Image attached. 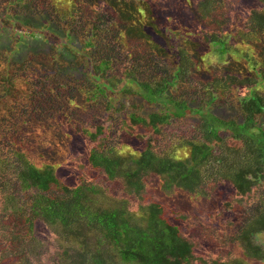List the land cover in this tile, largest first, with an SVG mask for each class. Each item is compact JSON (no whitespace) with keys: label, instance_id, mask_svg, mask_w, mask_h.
Masks as SVG:
<instances>
[{"label":"trees","instance_id":"1","mask_svg":"<svg viewBox=\"0 0 264 264\" xmlns=\"http://www.w3.org/2000/svg\"><path fill=\"white\" fill-rule=\"evenodd\" d=\"M213 1L47 0L52 50L22 60L2 41L0 199L26 235L59 231L55 264H264V55L230 57L232 35L202 34ZM135 39L140 56L123 50ZM45 147L81 154L69 176L42 164Z\"/></svg>","mask_w":264,"mask_h":264},{"label":"rangeland","instance_id":"2","mask_svg":"<svg viewBox=\"0 0 264 264\" xmlns=\"http://www.w3.org/2000/svg\"><path fill=\"white\" fill-rule=\"evenodd\" d=\"M222 2V5H220V0H214L212 2V4L217 7V9L213 13L207 14L206 17L201 20L200 30L203 31L202 34L212 32L222 33L224 36L232 35L226 44V48L229 50L228 56L230 57H236L234 53H236V55L238 53L241 54L239 52L241 51V48L247 55L250 54L254 57L263 56L264 33L253 27L255 25V22L253 21L256 14L262 16L264 15V0H254V2L250 4L251 7H248L249 11L242 15V20L239 22V26L237 27L238 29H236L235 32V28L227 27V18L229 19V16L232 12V7L233 5L237 4L238 0H222ZM46 3H48L47 0H22L21 2H15L13 7L7 12H0V38H3L0 39V45L8 35H14V42L18 43H16L15 48L17 49L19 46V52L16 53L18 59L23 60L26 57V54L29 53V50H37V47H39L40 50L53 49L51 47L52 42L47 43L42 41V39L47 38L44 35V32L42 33V30H48L49 28L51 29L49 26H47L48 29H46V23L49 25V20H46L45 22V19H39L37 17L38 15L45 14V11H42V5L45 9ZM92 9L93 7L88 8L89 15L91 14ZM82 10L83 14L86 13L84 8ZM94 14H96L95 9L93 10V15ZM3 27H6V29H3ZM25 30L34 31L36 35L35 38H31L30 35L28 36ZM15 35L20 36V39L17 38L18 36L15 37ZM37 38H41V40ZM105 38L107 39L108 43L110 42V44H113L114 39L112 35L106 34ZM21 39L23 40L21 41ZM144 45L145 44L140 43L139 40L135 39L131 43L126 42V44L123 46V50L124 52L126 51V54L128 55L140 56L142 53H144ZM243 45L247 51L242 47ZM1 51L2 49L0 48V52ZM4 53H6V51H4ZM1 55L5 56L3 54ZM233 59L236 60V58ZM217 60L218 59L216 56H211L209 59V61L212 63L211 65L214 64L215 66L218 64ZM240 61L243 63L245 62L244 59H241ZM2 69L3 66H0V71ZM212 71L213 70H210V72ZM229 93L230 92H228V95ZM39 126L40 125L37 126L38 130ZM41 128L42 127L40 126V132ZM173 131L174 129L169 132L172 133ZM115 139L116 138L114 137V141ZM117 142L120 141L118 140ZM124 150L127 151L128 148L124 147ZM41 151L44 152L43 154L40 153V158L44 157L42 164L51 165L55 173H58L62 176L67 175V173H64V167L67 162L68 167H70L78 158L81 157V154L79 155V153H76L71 159L61 162L60 150L58 152V150L45 147L44 149H41L40 152ZM114 188L119 194V187L115 186ZM113 192L114 191H110L109 195L115 196V193ZM5 206V202L3 201V198H1L0 216H2V220L0 222H2V224H0V256L5 259V264H55L58 261L57 259H61L59 256L61 255V252L63 251V248L66 244H61V240L59 239L60 237L58 235L59 231L56 230L54 226H49V228H46V226L40 224L35 229L34 235H26L27 231L24 218L11 215L12 213L9 211H4ZM192 216L194 218V224H207L208 219L204 217V213L194 210V212H192ZM259 240H264V236H262ZM202 251L203 248H200V252ZM223 251L228 253L226 249H223Z\"/></svg>","mask_w":264,"mask_h":264}]
</instances>
